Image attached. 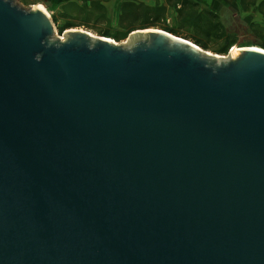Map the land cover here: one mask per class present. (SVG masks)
Masks as SVG:
<instances>
[{
    "label": "water",
    "instance_id": "water-1",
    "mask_svg": "<svg viewBox=\"0 0 264 264\" xmlns=\"http://www.w3.org/2000/svg\"><path fill=\"white\" fill-rule=\"evenodd\" d=\"M136 34L0 0V264H264V50Z\"/></svg>",
    "mask_w": 264,
    "mask_h": 264
},
{
    "label": "rangeland",
    "instance_id": "rangeland-1",
    "mask_svg": "<svg viewBox=\"0 0 264 264\" xmlns=\"http://www.w3.org/2000/svg\"><path fill=\"white\" fill-rule=\"evenodd\" d=\"M99 3L85 0H13L25 10L42 5L52 18L56 35L66 41L64 32L70 30L88 31L115 41L123 48L151 41L145 35L127 33L119 24L118 0ZM147 4L166 3L165 0H137ZM175 1V0H174ZM192 5L180 16L178 9L169 4L167 14L155 29L168 28L174 35L190 40L206 51L224 57L217 64L233 59L246 47L264 49V0H188ZM110 2V3H108ZM98 3V4H97ZM107 4V5H106ZM103 5V6H104ZM121 8V6H120ZM119 12V13H118ZM199 15H203L196 20ZM167 31V30H165ZM56 41V39H52ZM94 41L90 43L93 44ZM235 54H233V53Z\"/></svg>",
    "mask_w": 264,
    "mask_h": 264
},
{
    "label": "trees",
    "instance_id": "trees-1",
    "mask_svg": "<svg viewBox=\"0 0 264 264\" xmlns=\"http://www.w3.org/2000/svg\"><path fill=\"white\" fill-rule=\"evenodd\" d=\"M86 2L99 3V8L105 7L103 3L109 0H85ZM166 3L156 2L154 4H147L144 1L124 0L121 4L119 14V24L130 33L137 29H145L150 27H157L162 19L165 18L169 4L178 9L180 16L186 12L188 15V8L192 5L188 0H165ZM98 4V3H97ZM104 5V6H103ZM106 8V7H105ZM203 15H199L196 20H199ZM169 30L168 28H163ZM172 31H170L171 33ZM174 33V32H172Z\"/></svg>",
    "mask_w": 264,
    "mask_h": 264
},
{
    "label": "bare ground",
    "instance_id": "bare-ground-1",
    "mask_svg": "<svg viewBox=\"0 0 264 264\" xmlns=\"http://www.w3.org/2000/svg\"><path fill=\"white\" fill-rule=\"evenodd\" d=\"M35 7H37V8H39L40 10H42L43 12H47L46 10H45V8L42 6V5H39V6H35ZM47 14V13H46ZM47 15H49V14H47ZM107 40H109V41H112L111 39H109V38H107ZM256 48H258V49H261V48H259V47H256ZM241 50V49H240ZM240 50H237L235 47L233 48V51L235 52V51H240ZM261 50H264V49H261ZM233 53V52H232ZM239 53V52H238ZM238 53H236V54H238ZM233 54H235V53H233Z\"/></svg>",
    "mask_w": 264,
    "mask_h": 264
},
{
    "label": "crops",
    "instance_id": "crops-1",
    "mask_svg": "<svg viewBox=\"0 0 264 264\" xmlns=\"http://www.w3.org/2000/svg\"><path fill=\"white\" fill-rule=\"evenodd\" d=\"M114 4H115V2L117 1V0H111ZM110 1V2H111ZM119 2H118V5H117V7H119V10H120V6H121V4H122V2L124 1V0H118ZM110 2H108V3H110ZM107 5V4H106ZM119 13V12H118Z\"/></svg>",
    "mask_w": 264,
    "mask_h": 264
}]
</instances>
